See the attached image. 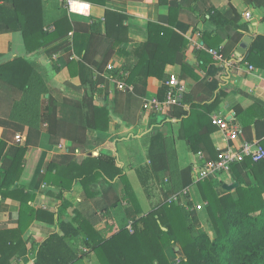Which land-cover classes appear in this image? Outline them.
<instances>
[{
	"label": "crops",
	"instance_id": "1",
	"mask_svg": "<svg viewBox=\"0 0 264 264\" xmlns=\"http://www.w3.org/2000/svg\"><path fill=\"white\" fill-rule=\"evenodd\" d=\"M172 1L175 0H104L102 5H98L79 0H41L43 31L51 34L52 31L45 29L49 27L55 29L56 24H59L58 36L33 54L25 53L19 33L0 34V66L29 55L39 64L35 72L42 83L38 90L35 81L32 82L30 92L26 96L0 83V143L5 145L0 155V167L10 147H23L27 137L30 142L23 157V173L19 176V184L26 186L27 189L24 192H17V182L14 181L6 193L8 195L5 198L0 195V234L22 230L17 240L22 247H18L14 241L10 244L0 239V249H3V253L8 254L12 251L16 255L10 258L9 264H35L39 246L53 234L63 236L59 222L82 225L89 229L92 238L100 234L108 238L124 228L132 233V223L162 204L171 194L169 187L162 184L164 177L169 178L168 173L159 172L157 181L150 179L143 170L142 174L137 171L149 164L148 140L145 138L149 131L163 132L173 140L175 151L173 159L180 171L210 161L212 157L206 154L188 151L180 121L167 119L159 124L161 126L149 127L152 112L156 123H159L167 116L169 108L157 111L143 108L145 101L158 100L159 89L162 86L167 88L171 75L184 85L183 92L197 85L190 77L182 78L183 67H187L198 79H203L209 68L221 67L222 71L216 76L217 90L223 92L224 96L210 115V119L213 116L235 115L236 108L243 111L252 110L255 116L264 115V68L258 67L257 62L249 63L245 60L255 37L264 35V0L252 2L180 0L181 4L185 2L190 4L187 5L188 10H182L177 14L174 29L187 40V48L177 54L174 63L164 67L161 78H147L143 98L135 96L131 87L123 85V89H118L114 80H108L107 86H97L94 93L88 83L82 84L81 74L87 80L94 79V76L87 64L78 65L81 58L74 53L70 27L72 30L84 31L87 29L86 26L92 23L94 27L98 26L104 35L107 32L106 13L122 15L125 19L124 23L122 21L123 29L116 27L114 32L110 33L113 54L107 64V69L118 70L125 63L126 56L147 41L149 24L167 26ZM211 7H215L226 19H231L236 13L240 19L239 24L246 23L249 26V34L246 36H251L252 41L243 55L237 56L235 52L229 61L218 60L209 53V50L215 49L205 46L199 34L194 32L196 24L202 23L204 17L207 18L206 13ZM245 13H250L249 22L243 18ZM71 14L88 19L89 23L86 24L80 19L71 20ZM202 53L207 54V57L202 58L207 62L206 65L200 59ZM71 61L77 64L69 65ZM248 67H252V70ZM210 80L211 78L207 79ZM196 90L202 95L207 92L203 87ZM216 93L217 91L212 93L207 104L213 101ZM49 97L55 101L57 119L70 125V130L73 128L72 124L81 122L84 124L86 137L82 146L71 150L72 135L67 139L59 138L55 145H50L46 133L47 124L39 120ZM102 107L108 109L107 121L98 122L99 125L95 128L94 112ZM256 121H258L256 127L254 124L245 128L240 126L241 136L236 145L242 141L264 138V117L255 118L254 122ZM165 123L168 125L164 126ZM18 133L22 134L24 139L20 145L14 143V136ZM209 142L215 152L214 155H217L219 150H225L227 146L217 128L210 133ZM59 145L62 148H59ZM98 155L115 158L117 165L124 169L142 214H136L133 206L127 202L114 201V195L120 196L124 189L121 179H115L108 185L102 179L90 184L88 189L92 198L99 200L106 197L110 206V210L103 214L95 209L94 202L86 197L83 186L78 181L73 183L71 190L64 192L62 198H58L60 190L53 186L49 187L41 180L46 166L50 163L61 164L67 162V158L79 159ZM216 181L220 184L216 188L218 196L235 192V189L231 191L223 189V185L235 183L230 172L220 181ZM184 188H189V197L193 204L203 206L204 202L201 203L199 200L197 202L193 183L192 186ZM101 206L103 207V204ZM22 209H26V212L23 213ZM95 218L97 221L94 224L88 221ZM68 242L70 246L75 247L77 253L76 259L69 264H99L92 250L82 243L76 245L75 240L71 239ZM15 247H18V250H15ZM6 248L9 252L5 251ZM174 253L177 254V258L183 259L178 245L174 247ZM1 257L0 254V259ZM167 257L169 259L168 254Z\"/></svg>",
	"mask_w": 264,
	"mask_h": 264
},
{
	"label": "trees",
	"instance_id": "2",
	"mask_svg": "<svg viewBox=\"0 0 264 264\" xmlns=\"http://www.w3.org/2000/svg\"><path fill=\"white\" fill-rule=\"evenodd\" d=\"M79 1L98 5L104 3V0ZM223 1L228 2V0ZM244 1L252 2V0ZM188 4L190 2L181 4L180 0L172 1L167 26L149 24L147 41L132 54L127 55L125 63L118 70L107 69V64L113 54L110 33L114 32L116 27L123 29L122 21L124 23L125 19L122 15L106 13L107 32L104 35L101 34L100 28L94 27L92 23L86 26L87 29L84 31L72 30L70 27L74 53L81 58L78 65L87 64L94 76V79L87 80L81 74L82 84L88 83L94 93L97 86H107L108 80H114L131 87L135 96L143 98L147 78H161L164 67L174 63L177 54L187 48V40L174 28L177 14L182 10H188ZM206 15L207 18L204 17L202 23L196 24L194 32L199 34L203 44L210 49L216 50L220 44H223L220 51L222 60H231L243 38L249 34V26L246 23L239 24L240 19L236 13L231 19H226L215 7H211ZM41 17V0H0V34L19 33L26 54L35 53L58 36L59 24H56L51 34H47L43 31ZM70 19H80L86 24L89 23L88 19L75 14H71ZM201 55L200 59L206 65L207 62L202 58L207 57V54ZM32 59L31 56L25 55L0 66V83L20 91L24 96L30 92V86L34 81L39 90L42 83L35 72L39 64ZM245 60L249 63L257 62L258 67L264 68V35L255 37ZM76 64L74 61L69 63V65ZM221 71V67H211L203 79H198L187 67H183L182 78L190 77L197 82V85L181 93L180 101L169 108L167 116L159 123H156L152 112L149 127L157 126L167 119L180 121L188 151L194 154L198 152L206 154L215 161L217 155H214L215 152L209 142V135L215 129L210 115L224 96L223 92L217 90L216 76ZM208 78L211 80L207 81ZM198 87H203L207 91L205 95L197 92ZM215 91H217L215 98L207 104V100ZM166 92L165 86L159 89V101L164 100ZM107 114L108 109L105 107L96 109L93 127L97 128L98 122L107 121ZM254 114L252 110L243 111L236 108L235 120L244 128L253 124L256 127L258 121L254 122V119L263 118L264 115ZM39 120L47 124L46 133L51 146L55 145L59 138L67 139L70 135H72L71 150L82 146L86 137L84 124L82 122L72 124L73 128L70 130V125L57 119L56 104L51 97L48 98ZM166 125L168 124L165 123L164 126ZM145 138L148 140L149 164L137 171L141 173L143 170L150 179L155 180L159 172L168 173L171 183L170 192H176L172 189L181 190L186 186H192L191 169L180 171L173 159L175 155L173 140L163 132L155 131H149ZM260 144L264 148V138L260 140ZM29 145L27 137L23 147H10L5 156L0 167V195L3 198L8 195L6 193L14 181L17 182V192H24L27 189L26 186L19 184V176L23 173V157ZM4 146L0 143V155ZM230 173L237 183L233 194L218 196L216 188L220 184L213 179H204L193 184L197 202H204L202 207L204 220L209 223L212 237L206 232L195 231L189 225L188 216H191L193 223L198 222L197 211L190 214L175 204L162 202L132 223V233L124 228L108 238L101 234L92 238L89 229L82 225L59 222L63 236L53 234L45 240L38 248L35 264L71 263L77 256L75 247L69 245L68 241L71 239L75 240L76 245L82 243L92 250L99 264H172L166 251L173 245H178L183 254L179 264H264V159L253 162L250 158H245L240 163L231 165ZM98 179H102L107 185L115 179H121L124 189L120 196L114 195V201L127 202L133 206L136 214H142L124 169L117 165L115 158L103 155L79 159L67 158L65 163L48 164L41 178L49 187L53 186L60 190L58 198H62L64 192L71 190L73 183L78 181L83 186L86 197L94 202L95 209L103 214L110 210L106 197L96 200L89 194L88 189L90 184ZM22 210L23 213L26 212V209ZM29 216L32 217L31 214ZM102 217L106 216L102 215ZM88 221L94 224L97 218ZM20 232L22 230L2 233L0 239L10 244L14 241L18 247H22L20 241L17 243ZM18 247H15V250H18ZM5 251L9 252L8 248ZM0 254L2 255L0 264H9L10 258L16 256L12 251L4 254L3 249H0Z\"/></svg>",
	"mask_w": 264,
	"mask_h": 264
},
{
	"label": "built area",
	"instance_id": "3",
	"mask_svg": "<svg viewBox=\"0 0 264 264\" xmlns=\"http://www.w3.org/2000/svg\"><path fill=\"white\" fill-rule=\"evenodd\" d=\"M69 3V2H68ZM245 21H250V13H245L243 15ZM46 31H53L54 27H49L45 29ZM222 46L216 50H209V53L218 60H222L220 54ZM252 70V67H248ZM118 89H123L122 83H117ZM167 95L163 102L157 99H151L143 103V108L145 110L155 109L161 110L163 108H170L175 105L178 99L183 93L184 85L180 84L174 75L169 77L167 82ZM212 125L217 128L221 133L224 141L227 143L225 150H219L217 153V159L215 161L203 162L201 166L195 165L191 167L192 183L195 184L198 181L204 179H213L220 181L224 175L230 172V167L233 164L240 163L245 158H250L253 162H258L264 159V148L260 144V140L252 141H242L239 145L236 142L239 141L241 136V127L235 120V115L231 114L229 116H213L211 118ZM22 134H16L14 136V143L20 145L23 143ZM62 148L61 145L58 146ZM162 184L168 186L171 189V183L169 178L164 177L162 179ZM164 202L175 204L186 212L191 213L194 211L201 210L202 205H195L189 197V188H182L179 191L171 192L169 196L166 197ZM180 258L175 257L172 264H179Z\"/></svg>",
	"mask_w": 264,
	"mask_h": 264
},
{
	"label": "rangeland",
	"instance_id": "4",
	"mask_svg": "<svg viewBox=\"0 0 264 264\" xmlns=\"http://www.w3.org/2000/svg\"><path fill=\"white\" fill-rule=\"evenodd\" d=\"M175 187V186H174ZM175 188H178V187H175ZM173 191H179L178 189H172ZM204 206V204H203ZM193 213V212H192ZM191 214V213H190ZM198 216V222L196 223H193L191 221V216H188L187 217V221L189 223L190 226H192L194 228L195 231H203V232H206L208 233L211 237H212V233H210L209 231V223H207L206 221H204V212H203V209L201 208V210H198L197 214ZM177 247V245H173L171 246L167 251L166 253L168 254L169 256V261H173V259L175 257H177V254L174 253V247ZM173 249V250H172Z\"/></svg>",
	"mask_w": 264,
	"mask_h": 264
},
{
	"label": "water",
	"instance_id": "5",
	"mask_svg": "<svg viewBox=\"0 0 264 264\" xmlns=\"http://www.w3.org/2000/svg\"><path fill=\"white\" fill-rule=\"evenodd\" d=\"M251 41H252L251 36H245L243 38L242 42L240 43V45L236 49V55L237 56L243 55L244 52L247 50ZM178 101H180V99H178ZM236 187H237V183H234L231 185H223V189H225L226 191H231V190L235 189Z\"/></svg>",
	"mask_w": 264,
	"mask_h": 264
},
{
	"label": "bare ground",
	"instance_id": "6",
	"mask_svg": "<svg viewBox=\"0 0 264 264\" xmlns=\"http://www.w3.org/2000/svg\"><path fill=\"white\" fill-rule=\"evenodd\" d=\"M75 7V6H74Z\"/></svg>",
	"mask_w": 264,
	"mask_h": 264
}]
</instances>
